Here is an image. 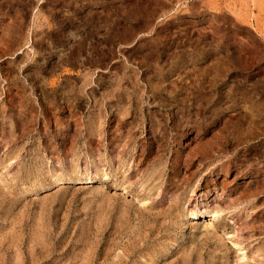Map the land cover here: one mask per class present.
<instances>
[{"label": "rangeland", "instance_id": "obj_1", "mask_svg": "<svg viewBox=\"0 0 264 264\" xmlns=\"http://www.w3.org/2000/svg\"><path fill=\"white\" fill-rule=\"evenodd\" d=\"M0 264H264V0H0Z\"/></svg>", "mask_w": 264, "mask_h": 264}, {"label": "bare ground", "instance_id": "obj_2", "mask_svg": "<svg viewBox=\"0 0 264 264\" xmlns=\"http://www.w3.org/2000/svg\"><path fill=\"white\" fill-rule=\"evenodd\" d=\"M183 124V123H182ZM145 202V201H144ZM213 212H215V211H213ZM193 213V212H192ZM191 213V219L192 220H195V219H198L197 217H198V214H192ZM217 213V212H216ZM218 214V213H217ZM200 216V215H199ZM217 221H219V218H218V215H215V214H211L210 215V221H209V223L210 224H212L213 225V223L214 222H217ZM209 224V225H210ZM208 225V226H209ZM211 227V226H210ZM211 231H212V229H211ZM214 231V230H213ZM209 232H210V230H209ZM210 234V233H209ZM204 236H205V234H204ZM209 236V235H208ZM211 236H213L212 234H211ZM205 237H207V235L205 236ZM227 237H228V239H230V242L232 243L231 245H233L234 247H235V249L237 250V251H239V253L240 252H242V251H244V248H243V245H241V244H239V243H237L235 240H233V238L231 237V236H229V235H227ZM208 238V237H207ZM240 260H242L243 258H244V256H245V254L244 253H240ZM240 260H239V262H240Z\"/></svg>", "mask_w": 264, "mask_h": 264}]
</instances>
